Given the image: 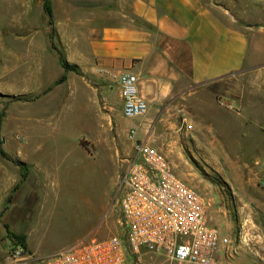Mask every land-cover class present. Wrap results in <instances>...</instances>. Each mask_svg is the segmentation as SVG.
<instances>
[{
  "label": "crops",
  "instance_id": "crops-1",
  "mask_svg": "<svg viewBox=\"0 0 264 264\" xmlns=\"http://www.w3.org/2000/svg\"><path fill=\"white\" fill-rule=\"evenodd\" d=\"M125 72L138 77L149 105L143 119L123 116L118 77ZM237 76L253 77L259 87L221 89L237 98L218 100L210 86ZM0 94L47 100L48 112L74 97L84 110L92 102L102 123L80 141L84 152L82 142L101 144L119 113L127 127L138 128L137 143L164 150L174 162L187 149L199 154L245 199L264 190V34L250 32L213 0H0ZM42 149L21 162L3 148L27 166L0 155L6 200L20 185L49 180L53 152ZM122 152L134 158V143ZM1 228L8 232L6 222Z\"/></svg>",
  "mask_w": 264,
  "mask_h": 264
},
{
  "label": "rangeland",
  "instance_id": "rangeland-1",
  "mask_svg": "<svg viewBox=\"0 0 264 264\" xmlns=\"http://www.w3.org/2000/svg\"><path fill=\"white\" fill-rule=\"evenodd\" d=\"M213 1L250 32L264 34V0ZM254 81L253 77L237 76L210 87L219 90L218 100L228 101L235 96L222 95L221 89L254 88L258 86ZM23 98L31 97L0 94V105L7 102L9 108L1 132L2 147L21 162L29 159L31 149L43 148L40 154L51 150L53 169L42 187L28 182L18 186L10 204L0 191V223L6 222L8 231L0 229V264L8 262L9 247L16 240L12 231L27 237L28 249L38 257L67 248L93 233L102 239L118 235L120 185L133 157L122 152L132 142L127 136L130 128L119 113L108 124V136L101 144L95 147L82 142L88 151L84 152L80 141L99 130L102 123L97 106L91 102L84 110L82 98L74 97L64 109L48 112L44 107L47 100ZM225 130L234 131L230 126ZM198 155L187 149L178 162L167 156L176 173L210 201L211 223L237 239L239 255L230 264H264V190L259 187L251 193L252 200L245 199L243 191ZM6 207L8 211L2 214Z\"/></svg>",
  "mask_w": 264,
  "mask_h": 264
},
{
  "label": "built area",
  "instance_id": "built-area-1",
  "mask_svg": "<svg viewBox=\"0 0 264 264\" xmlns=\"http://www.w3.org/2000/svg\"><path fill=\"white\" fill-rule=\"evenodd\" d=\"M118 84L126 119H143L149 105L139 79L125 72ZM185 129L192 125L185 123ZM138 128L127 136L136 156L120 185V233L106 239L95 233L71 246L38 257L15 240L6 264H230L239 255L235 237L213 225L210 201L175 171L168 156L137 143Z\"/></svg>",
  "mask_w": 264,
  "mask_h": 264
},
{
  "label": "trees",
  "instance_id": "trees-1",
  "mask_svg": "<svg viewBox=\"0 0 264 264\" xmlns=\"http://www.w3.org/2000/svg\"><path fill=\"white\" fill-rule=\"evenodd\" d=\"M63 65H64V67H65L67 70H70V69L73 68L71 65H69V64L66 63L65 61H63ZM17 100L19 101L20 99H17ZM0 155H1L2 157H4V158L10 160V161H13V163H15L16 165L20 166L21 168H23V169H25V170L27 169V167H26L25 165H23V163H21L20 161H17V160L14 161V160H12L10 157H8V156L6 155V153L4 152V150H3L1 143H0ZM26 178H27V175L25 174L24 179H26ZM11 201H12V196L9 197V199H8V204H10ZM7 209H8V207L5 208V210L3 211L2 214H4L5 211H6ZM1 218H2V215H0V220H1ZM9 233H10V231H9ZM11 234H14V235H13L14 238H15L17 241L21 242L25 247H27V245H26V243H25V241H26V237H25V236H19V235L15 234V233H11Z\"/></svg>",
  "mask_w": 264,
  "mask_h": 264
}]
</instances>
